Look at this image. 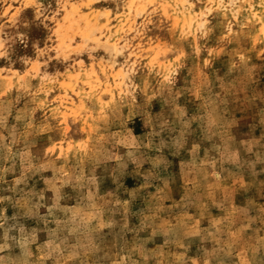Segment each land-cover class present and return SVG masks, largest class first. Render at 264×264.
I'll use <instances>...</instances> for the list:
<instances>
[{
  "label": "rangeland",
  "instance_id": "rangeland-1",
  "mask_svg": "<svg viewBox=\"0 0 264 264\" xmlns=\"http://www.w3.org/2000/svg\"><path fill=\"white\" fill-rule=\"evenodd\" d=\"M0 264H264V0H0Z\"/></svg>",
  "mask_w": 264,
  "mask_h": 264
},
{
  "label": "bare ground",
  "instance_id": "bare-ground-1",
  "mask_svg": "<svg viewBox=\"0 0 264 264\" xmlns=\"http://www.w3.org/2000/svg\"><path fill=\"white\" fill-rule=\"evenodd\" d=\"M68 14H70V13H68ZM66 17H67V16H66ZM67 18H68V17H67ZM68 20H69V18H68ZM93 27H94V26H93ZM68 28H69V27H68ZM93 29H94V28H93ZM93 29H92V27L88 26V28H86V30L84 31V33H83V32H82V33L84 34V36L88 37L89 33H90ZM92 36H93V35H92ZM92 36H91V37H92ZM93 37H94V36H93Z\"/></svg>",
  "mask_w": 264,
  "mask_h": 264
}]
</instances>
